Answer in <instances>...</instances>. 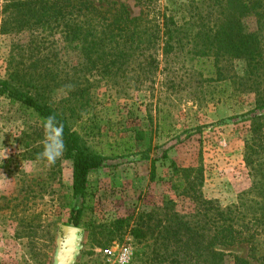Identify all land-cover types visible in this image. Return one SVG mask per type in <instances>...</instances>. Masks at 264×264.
Here are the masks:
<instances>
[{
    "label": "rangeland",
    "instance_id": "rangeland-1",
    "mask_svg": "<svg viewBox=\"0 0 264 264\" xmlns=\"http://www.w3.org/2000/svg\"><path fill=\"white\" fill-rule=\"evenodd\" d=\"M12 1L0 0V81L33 94L35 87L49 85L40 94L58 110L73 87L87 90L90 101L83 121H95L100 131L93 135L87 129V140L109 159L91 172L85 202L77 199L66 151L54 164L40 158L44 121L0 96V264H57L63 228L70 225L74 206L86 209L72 264H151V250L118 230L116 223L159 211L166 196L175 197L169 182L171 162L182 168L203 167V195L222 206L237 203L251 189L245 139L253 94L238 95L229 80L205 83L201 89L197 72L181 71L168 78L163 65L153 83L141 84L147 78L140 61L129 70L107 74L104 66L110 59H96L93 65L64 40L62 26L50 24L47 15L41 23L24 24L9 7ZM118 1L134 16L140 14L136 0ZM244 25L251 34L257 30L254 17L246 18ZM171 81H177L179 91ZM127 141L133 145L128 152ZM177 203L179 210H190L189 201ZM113 230L118 231L114 236ZM248 256L264 257V237L254 249L247 244L230 249L222 264Z\"/></svg>",
    "mask_w": 264,
    "mask_h": 264
},
{
    "label": "trees",
    "instance_id": "trees-1",
    "mask_svg": "<svg viewBox=\"0 0 264 264\" xmlns=\"http://www.w3.org/2000/svg\"><path fill=\"white\" fill-rule=\"evenodd\" d=\"M98 1L16 0L9 7L25 19L24 24L41 23L44 15L49 16L50 24L62 26L64 40L75 44L93 65L96 59H110L104 66L107 74L129 70L140 61L144 65L140 71L147 78L141 84L153 83L163 65L161 71L168 78L195 71L201 89L229 80L238 95L255 96L246 114L250 125L245 139V161L253 183L237 203L222 206L203 195V167L182 168L171 162L169 182L175 197L166 196L159 211L117 221L124 227L117 229L151 250L147 253L151 264H222L232 248L247 244L254 249L264 237V0H136L138 16L124 2ZM248 17L256 20L254 34L244 25ZM171 83L179 91L177 81ZM48 86L35 87L37 94H33L4 80L0 96L31 109L43 121L55 115L63 125L65 151L73 163V194L85 202L91 172L103 167L109 157L87 140V129L100 134L95 121H83L90 101L87 90L72 86L63 109L58 110L40 94ZM131 144L125 142L126 152ZM151 177H157L155 163ZM177 199L189 201L190 210H179ZM85 209L72 208L70 225H81ZM234 264H264V257H235Z\"/></svg>",
    "mask_w": 264,
    "mask_h": 264
},
{
    "label": "clouds",
    "instance_id": "clouds-1",
    "mask_svg": "<svg viewBox=\"0 0 264 264\" xmlns=\"http://www.w3.org/2000/svg\"><path fill=\"white\" fill-rule=\"evenodd\" d=\"M44 139L41 142L43 151L39 154L40 158L54 164L61 157L65 150L63 138V125L60 124L55 115H49L43 122Z\"/></svg>",
    "mask_w": 264,
    "mask_h": 264
},
{
    "label": "water",
    "instance_id": "water-1",
    "mask_svg": "<svg viewBox=\"0 0 264 264\" xmlns=\"http://www.w3.org/2000/svg\"><path fill=\"white\" fill-rule=\"evenodd\" d=\"M64 235L60 241L57 264H72L78 252L80 228L68 225L63 228Z\"/></svg>",
    "mask_w": 264,
    "mask_h": 264
}]
</instances>
